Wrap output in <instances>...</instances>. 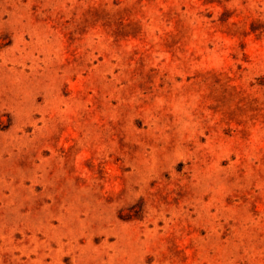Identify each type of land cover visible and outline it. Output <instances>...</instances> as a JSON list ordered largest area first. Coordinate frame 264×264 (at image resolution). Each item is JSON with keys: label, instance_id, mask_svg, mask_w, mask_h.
<instances>
[{"label": "rangeland", "instance_id": "374dc122", "mask_svg": "<svg viewBox=\"0 0 264 264\" xmlns=\"http://www.w3.org/2000/svg\"><path fill=\"white\" fill-rule=\"evenodd\" d=\"M0 264H264V0H0Z\"/></svg>", "mask_w": 264, "mask_h": 264}]
</instances>
